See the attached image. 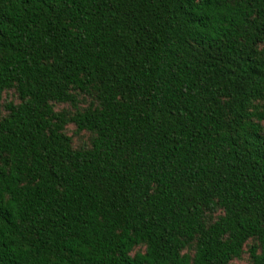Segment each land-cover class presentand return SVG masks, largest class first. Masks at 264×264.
I'll return each instance as SVG.
<instances>
[{
  "label": "trees",
  "instance_id": "obj_1",
  "mask_svg": "<svg viewBox=\"0 0 264 264\" xmlns=\"http://www.w3.org/2000/svg\"><path fill=\"white\" fill-rule=\"evenodd\" d=\"M0 264H264V0H0Z\"/></svg>",
  "mask_w": 264,
  "mask_h": 264
}]
</instances>
